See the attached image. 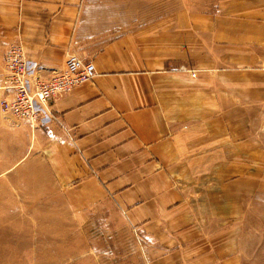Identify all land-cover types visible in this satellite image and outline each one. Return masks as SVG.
Instances as JSON below:
<instances>
[{
  "label": "crops",
  "instance_id": "0c3cea01",
  "mask_svg": "<svg viewBox=\"0 0 264 264\" xmlns=\"http://www.w3.org/2000/svg\"><path fill=\"white\" fill-rule=\"evenodd\" d=\"M224 4L187 20L185 3L0 0V83L15 44L33 77L69 54L95 66L35 124L0 109L3 169L34 161L71 213L112 206L146 248L175 240L176 264H264V225L256 243L219 222L207 186L264 200V0Z\"/></svg>",
  "mask_w": 264,
  "mask_h": 264
},
{
  "label": "rangeland",
  "instance_id": "374dc122",
  "mask_svg": "<svg viewBox=\"0 0 264 264\" xmlns=\"http://www.w3.org/2000/svg\"><path fill=\"white\" fill-rule=\"evenodd\" d=\"M225 1L154 0V3L171 10L185 3L188 20L195 13H213L225 5ZM161 35L155 34L156 37ZM155 42L161 47L167 41L158 37ZM0 109L10 113L2 110L1 105ZM2 139L0 137V156L3 155ZM34 165L31 161L3 169L0 163V264H176L173 259L179 255V248L175 240L169 239V248H146L145 239L139 237L112 206L96 208L85 215L71 213L57 198L60 194L43 181L39 165V175L34 174ZM192 175L214 178L222 174L214 168H202L192 169ZM207 186L219 195L211 201L217 219L222 215L228 218L219 222L249 225L250 238L256 242L260 234L258 226L264 225V200H258L257 191L246 197L238 194L240 198L231 201L220 193L226 190L221 183ZM167 253L169 260L163 261ZM152 260L155 263H151Z\"/></svg>",
  "mask_w": 264,
  "mask_h": 264
},
{
  "label": "built area",
  "instance_id": "2783aa9c",
  "mask_svg": "<svg viewBox=\"0 0 264 264\" xmlns=\"http://www.w3.org/2000/svg\"><path fill=\"white\" fill-rule=\"evenodd\" d=\"M94 74L92 61L69 54L60 72L48 77H33L23 48L12 45L7 49L5 73L0 83V87L7 91L0 98L1 108L35 124L40 116L53 114L50 100L92 78Z\"/></svg>",
  "mask_w": 264,
  "mask_h": 264
}]
</instances>
